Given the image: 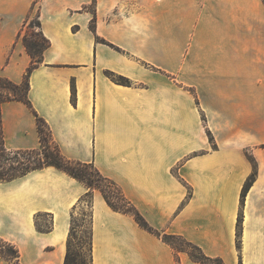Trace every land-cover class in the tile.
Listing matches in <instances>:
<instances>
[{
  "label": "crops",
  "instance_id": "0c3cea01",
  "mask_svg": "<svg viewBox=\"0 0 264 264\" xmlns=\"http://www.w3.org/2000/svg\"><path fill=\"white\" fill-rule=\"evenodd\" d=\"M36 13L50 45L27 96L60 152L92 162L157 230L264 264V0H0V76L15 83L31 61L18 32ZM0 127L9 150L40 145L20 100L0 104ZM86 191L54 166L0 181V238L19 264H64ZM89 225L91 264H201L98 189Z\"/></svg>",
  "mask_w": 264,
  "mask_h": 264
},
{
  "label": "trees",
  "instance_id": "16d2710c",
  "mask_svg": "<svg viewBox=\"0 0 264 264\" xmlns=\"http://www.w3.org/2000/svg\"><path fill=\"white\" fill-rule=\"evenodd\" d=\"M26 28H31V31L27 33ZM19 37L21 38L26 52L31 58V61L26 68L23 80L20 83L12 82L8 78L0 76V104L8 100H20L33 111V113L36 115L40 145L39 147L32 149L9 150L4 146L0 127V181L14 179L26 174L33 169H38L45 166H54L74 177L87 187V191L82 195L79 201H82L87 207H89V221L92 191L94 189H98L106 203L112 209L132 215L135 221L142 228L156 235L157 237H160L174 250L175 254H177L179 251H185L193 261L199 262L201 264H226L220 257H211L206 255L198 245L186 240L182 236L178 234L162 232L154 228L148 223L136 206L124 195L118 184H116L111 178L103 175L92 162L72 160L65 157L60 152L58 145L52 139L51 131L46 121L36 113L27 96L30 72L42 61L43 51L50 45L49 39L43 35L40 29L38 13H36L31 19L22 25L20 31L18 32V38ZM118 80L123 81L122 78H118ZM208 134L210 133L208 132ZM254 177L255 170L248 176L243 185L240 195L241 204L246 191L254 180ZM73 221L74 219L72 212L70 228L66 242L64 264H71L73 261V254L71 253V239L73 237V231L75 230ZM241 221L242 215L240 212L238 213L236 222L237 247L240 246V235L242 228ZM174 238L181 239L185 247H177L172 241ZM88 250L89 264H91L90 228ZM0 256L12 261V264H19V253L17 248L12 243L2 238H0Z\"/></svg>",
  "mask_w": 264,
  "mask_h": 264
},
{
  "label": "rangeland",
  "instance_id": "374dc122",
  "mask_svg": "<svg viewBox=\"0 0 264 264\" xmlns=\"http://www.w3.org/2000/svg\"><path fill=\"white\" fill-rule=\"evenodd\" d=\"M26 30L29 33L31 28H26ZM73 219L75 230L71 239V253L73 254L71 264H89V207L85 203L80 204L73 211ZM172 241L179 248L185 247L179 238H174Z\"/></svg>",
  "mask_w": 264,
  "mask_h": 264
}]
</instances>
